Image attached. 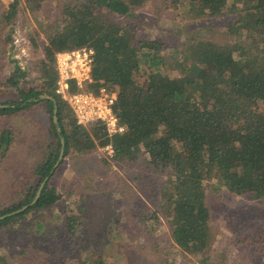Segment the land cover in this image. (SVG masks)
I'll return each mask as SVG.
<instances>
[{
	"label": "trees",
	"instance_id": "1",
	"mask_svg": "<svg viewBox=\"0 0 264 264\" xmlns=\"http://www.w3.org/2000/svg\"><path fill=\"white\" fill-rule=\"evenodd\" d=\"M42 1L28 0L38 3L37 11ZM148 1L76 0L62 6L60 25H55L58 29L45 47L43 88L19 90L21 102L0 105V116H9L44 104L54 139L33 166L37 186L27 190L20 204L0 210V218L7 216L0 219V228L58 202L60 195L48 180L32 207L9 216L32 203L44 180L52 177L62 139L64 156L111 147L117 162L132 164L148 155L153 171L172 173L174 179L166 182L159 207L175 245L188 255H206L216 238L205 182L215 181L217 189L232 195L264 200V0H187L189 8L199 9L196 17L239 13L229 33L240 39L234 44L193 40L170 54L164 43L137 40L124 22L114 20L128 18ZM243 37L247 47L241 55L238 44ZM84 47L95 51L94 84L87 89L105 85L117 91L116 113L125 127L123 134L110 136L100 123L79 126L69 105L56 94L57 72L51 68L56 55ZM25 77L17 67L7 83L18 88ZM43 95L55 101L42 99ZM11 140L10 129L1 131L0 158L9 154ZM68 222L72 227L73 219ZM206 261L205 257L202 263Z\"/></svg>",
	"mask_w": 264,
	"mask_h": 264
},
{
	"label": "rangeland",
	"instance_id": "2",
	"mask_svg": "<svg viewBox=\"0 0 264 264\" xmlns=\"http://www.w3.org/2000/svg\"><path fill=\"white\" fill-rule=\"evenodd\" d=\"M65 2L76 0H45L38 11V3L28 0H0V105L21 102L19 90L43 88L45 47L60 25ZM198 13L187 0H149L129 19L114 20L124 22L137 40L164 43L167 54L193 40L238 42L229 25L239 13ZM244 37L238 44L241 55L247 47ZM17 67L26 77L13 88L7 81ZM51 68L57 72L56 57ZM50 120L44 104L0 116V133L12 131L10 152L0 158V210L20 204L27 190L37 186L32 170L54 141ZM148 158L120 163L111 147L64 156L49 179L60 199L0 228V264H203L205 257V264H264V200L232 195L217 189L215 181L205 182L216 238L206 255L185 254L159 207L161 192L174 177L153 171Z\"/></svg>",
	"mask_w": 264,
	"mask_h": 264
},
{
	"label": "built area",
	"instance_id": "3",
	"mask_svg": "<svg viewBox=\"0 0 264 264\" xmlns=\"http://www.w3.org/2000/svg\"><path fill=\"white\" fill-rule=\"evenodd\" d=\"M94 56L95 51L88 47L59 52L56 55V94L69 105L79 126L100 123L110 136L123 134L125 127L116 113L117 91L105 85L97 90L87 89L94 83Z\"/></svg>",
	"mask_w": 264,
	"mask_h": 264
},
{
	"label": "water",
	"instance_id": "4",
	"mask_svg": "<svg viewBox=\"0 0 264 264\" xmlns=\"http://www.w3.org/2000/svg\"><path fill=\"white\" fill-rule=\"evenodd\" d=\"M41 98H42V99H50V100L55 101L53 98L49 97L48 95H43V96H41ZM53 121H54L55 125L58 126V117H57L56 112H55V115H54ZM61 142H62L63 148H62V150H61V154H60V157H59V161H58L59 163L63 160V157H64V143H65V142H64V139H62ZM53 171H54V170H53ZM53 171H52V173H53ZM48 180H49V177L46 178V179L44 180V182L42 183V185H41L40 188H39V191H38V193H37L36 198L33 200L32 203H30V204L24 206L23 208H21L20 210H17L16 212H13V213L9 214V216H12V215H15V214H19V213H21V212L26 211V210L29 209L30 207H32V206L38 201L39 197L41 196V194H42V190H43L44 186L47 184ZM6 217H7V216H3V217H1L0 219H5Z\"/></svg>",
	"mask_w": 264,
	"mask_h": 264
}]
</instances>
